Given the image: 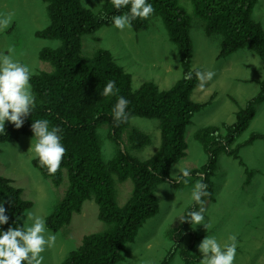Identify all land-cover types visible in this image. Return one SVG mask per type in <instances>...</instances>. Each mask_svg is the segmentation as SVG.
I'll list each match as a JSON object with an SVG mask.
<instances>
[{
  "label": "trees",
  "instance_id": "1",
  "mask_svg": "<svg viewBox=\"0 0 264 264\" xmlns=\"http://www.w3.org/2000/svg\"><path fill=\"white\" fill-rule=\"evenodd\" d=\"M45 4L48 25L35 32V38L57 40L56 48H44L38 59L51 66L50 71L33 74L30 80L35 97V106L24 118L20 128L5 121L0 143H13L21 136H32L31 123L35 119H47L51 126H59L66 152L61 166L49 174L37 158L32 166L54 186H59L66 171L69 182L64 199L46 217L47 229L53 233L68 225L74 214H79L87 200L98 207V219L107 224L102 232L92 233L82 239L81 245L70 252L61 264H117L123 260L126 244L133 242L145 222L159 211L157 187L170 181L174 164L185 156L184 133L193 116L207 104L191 99L198 81L183 79V74L193 72L191 59L193 45L190 38L191 15L179 5V0H149L155 16L162 21L167 38L178 53L181 77L166 90H160L153 82L143 83L138 89L131 87V76L114 60L111 53L98 49L90 57L82 55V37L93 34L102 27H110V17L127 9H114L111 0H103L97 12L84 8L81 0H41ZM193 16L202 22L207 37L219 35L218 58H226L239 50L255 53L264 71V31L253 19V10L258 0H191ZM148 20L132 21L134 32L145 31ZM108 80L115 82V95H99ZM124 96L128 101V117L115 121L111 109L116 99ZM264 102V79L259 82L258 93L240 107L232 124L206 126L194 134L206 155V162L190 170L189 180L203 178L208 195L202 197L213 202V177L221 155L232 158L244 168L246 183H250L254 172L241 160V149L263 140L264 133H251L243 142L236 143L247 130L256 114V108ZM155 119L159 122L160 145L149 159L139 160L129 150H141L150 144L148 134L137 128L128 132V146L123 135L132 118ZM107 126V138L115 145V154L105 162L97 129ZM125 140V141H126ZM132 183L131 194L123 206L115 199V180ZM176 186L183 184L174 182ZM185 183V182H184ZM22 191L11 180L0 175V202H4L7 229L22 223L24 212L31 208L29 201L22 199ZM202 205L193 201L186 207L184 215ZM20 217V221L19 218ZM188 221L182 220L178 227L169 230L172 244L160 264H170L179 257L183 264L199 263L200 254L193 252L198 240L196 231Z\"/></svg>",
  "mask_w": 264,
  "mask_h": 264
},
{
  "label": "rangeland",
  "instance_id": "2",
  "mask_svg": "<svg viewBox=\"0 0 264 264\" xmlns=\"http://www.w3.org/2000/svg\"><path fill=\"white\" fill-rule=\"evenodd\" d=\"M81 4L97 13L102 8L103 0H81ZM179 5L191 15V67L215 72L203 89L197 85L192 91L191 99L194 102L207 105L193 116L186 127L183 137L185 156L174 164L178 168L192 170L206 162V155L194 139V134L206 126L232 124L238 109L258 93L264 71L259 57L247 49L226 58H218L221 37H207L204 34L202 22L193 16L191 0H179ZM0 14L12 16L9 27L0 31V51L12 47L14 58L28 64L33 74L50 71L51 66L40 61L38 54L44 48L58 47L60 42L35 38V32L49 23L45 4L41 0H0ZM252 16L264 31V0H258ZM147 20L148 28L141 32H134L131 28L117 30L110 26L84 35L82 55L90 57L98 49L108 50L116 63L130 74L133 90L146 82H153L160 90L169 89L181 77L177 49L169 42L159 17L151 14ZM132 128L150 137L147 147L129 150L132 156L145 161L159 148V122L155 119L132 118L123 135L126 146L127 135ZM107 132V126L97 129L101 156L105 162L110 161L115 154V145L107 138ZM254 132L264 133V102L257 106L254 118L236 143L245 141ZM34 141L35 137L21 136L16 142L0 143V175L21 189L22 199L31 202V208L24 213L32 211L46 218L64 199L69 182L64 171L63 180L56 187L32 166L31 161L35 156L30 145ZM240 156L246 167L254 172L253 178L250 183H246L244 168L236 160L225 155L219 157L212 179L215 200L205 201L201 206L205 209L207 228L203 224L192 226L198 237L193 252L199 253L198 245L205 235H215L223 243L229 234H233L237 237L234 264H264V139L241 149ZM174 165L170 171V181L160 184L156 189L158 213L145 222L133 242L126 244L123 260L117 264H160L163 260L172 244L168 232L181 223V218L177 216H183L186 207L191 204L190 190L195 182L189 180L176 186L173 174H178L179 170ZM114 180L116 202L123 206L131 194L132 183L130 180ZM24 219L22 216V222ZM107 228V224L98 219L95 202L85 201L81 212L74 214L68 225L54 233V244L42 253L43 264H61L70 252L81 245L85 236ZM170 264L183 262L175 257Z\"/></svg>",
  "mask_w": 264,
  "mask_h": 264
},
{
  "label": "clouds",
  "instance_id": "3",
  "mask_svg": "<svg viewBox=\"0 0 264 264\" xmlns=\"http://www.w3.org/2000/svg\"><path fill=\"white\" fill-rule=\"evenodd\" d=\"M114 9H127L112 15L110 23L117 30L130 29L132 21L137 18L146 19L153 12L149 0H111ZM12 22L11 14H0V31L6 30ZM193 74L198 81V86L203 89L205 84L212 80L214 71L196 69L183 74V79H192ZM33 70L28 64L20 62L13 56V48L0 51V135L4 134L5 121L20 128L24 118L32 112L35 106V97L30 83ZM115 82L108 80L99 95L108 97L115 95ZM129 101L124 96H119L112 106L111 114L115 121L126 120V111ZM32 136L31 152L39 164L46 168L49 174H54L61 166L66 148L62 142L63 136L59 126H51L47 119H35L31 123ZM174 167L178 168L176 165ZM178 174H173L176 182H186L190 176L187 167L178 168ZM207 184L203 178L196 180L190 190V199L196 204H203L202 197L208 195ZM22 223H13L6 230L0 227V264H43L42 253L50 248L56 235L47 229L45 216L28 211L23 215ZM188 221L191 225L205 222V209L200 207L187 212L186 216H177ZM20 221V217L18 218ZM9 216L6 214L4 202H0V226L7 224ZM200 253L199 264H234L237 251V237L229 234L221 243L215 235H205L198 245Z\"/></svg>",
  "mask_w": 264,
  "mask_h": 264
}]
</instances>
